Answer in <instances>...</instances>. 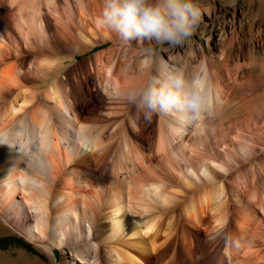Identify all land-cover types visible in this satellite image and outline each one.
Masks as SVG:
<instances>
[{
	"label": "bare ground",
	"instance_id": "obj_1",
	"mask_svg": "<svg viewBox=\"0 0 264 264\" xmlns=\"http://www.w3.org/2000/svg\"><path fill=\"white\" fill-rule=\"evenodd\" d=\"M103 4L0 0V136L15 145H0L5 218L62 249V264H264L254 241L264 195L228 186L242 180L236 156L248 149L240 134L230 137L228 119L262 112L264 93L234 106L225 75L206 58L196 65L170 50L156 57L154 41L123 42L98 23ZM237 56L242 45L238 54L221 50L227 62ZM247 72L228 76L250 92L264 85ZM176 75L182 98L201 94L202 108L152 113L129 99ZM105 117L113 121L102 125ZM233 202L251 218L238 229ZM6 257L16 262L0 251V264Z\"/></svg>",
	"mask_w": 264,
	"mask_h": 264
},
{
	"label": "rangeland",
	"instance_id": "obj_2",
	"mask_svg": "<svg viewBox=\"0 0 264 264\" xmlns=\"http://www.w3.org/2000/svg\"><path fill=\"white\" fill-rule=\"evenodd\" d=\"M202 17L195 33L189 37L179 49L168 44L156 45L152 51L156 57L163 56L167 59L165 51H173L175 55L179 53L184 57L183 61L194 58L195 64L203 63L205 58L212 70H221L226 77L227 90L231 98L234 97L233 105L237 106L244 101L254 98L264 93V85L259 86L254 92L247 90L246 85L241 78L238 81L230 79L228 73L253 74L257 79L264 78V0H198ZM62 13V12H60ZM52 18L57 21L62 19L60 24H65V19L55 13ZM214 35L220 39L219 44L216 40L211 41V47L205 53L202 49L207 48V39ZM221 36V37H219ZM243 46L244 58L239 61L238 56L232 61L227 62L221 57V50L226 51L227 55L239 53ZM112 46V43L103 44L95 47L89 52L80 55L76 61L80 62L88 56L94 55L102 49ZM195 51L194 55L192 52ZM179 64L172 62V65L184 66L185 63L179 61ZM243 67V68H242ZM264 111V106L262 107ZM262 111V112H263ZM162 112V111H159ZM257 111L255 116L245 115L242 118L228 119L230 137H237L238 141L247 146V153L239 152L236 161L241 163L242 177L237 184L235 179L228 183L229 188H256L262 191L264 195V113ZM159 119V118H158ZM214 119V115L207 114L206 121ZM111 118L105 117L100 122L102 125H108L112 122ZM157 122V127H158ZM210 124H214L211 122ZM111 125V124H110ZM216 133V132H214ZM219 139V138H218ZM212 142L215 140L212 138ZM225 147V146H224ZM229 147V146H228ZM230 149V148H229ZM236 163V162H234ZM153 166L160 169L158 161L153 162ZM235 184L233 185V183ZM232 218L235 229L239 228L244 222H250V216L247 212V206L242 205L239 212L235 210V203H232ZM0 208V227L7 232L0 235V251L8 254L16 262H9V258H4L3 264H62L64 251L55 248L52 252L47 247L48 241L31 240L27 237L23 227L17 222H9L5 218L6 214ZM263 216V211H261ZM239 219V220H238ZM263 236L254 238L256 248L264 252V228ZM103 237H100L99 241ZM22 258V259H21Z\"/></svg>",
	"mask_w": 264,
	"mask_h": 264
},
{
	"label": "clouds",
	"instance_id": "obj_3",
	"mask_svg": "<svg viewBox=\"0 0 264 264\" xmlns=\"http://www.w3.org/2000/svg\"><path fill=\"white\" fill-rule=\"evenodd\" d=\"M201 17L198 0H104L98 23L125 43L146 40L161 46H177L195 33ZM183 87V79L176 75L166 84L156 81L138 93H130L129 99L135 103L138 98L152 113L185 107L195 111L206 104V98L198 93L187 100L182 98ZM145 119L149 120L147 116ZM0 145L15 147L4 136H0Z\"/></svg>",
	"mask_w": 264,
	"mask_h": 264
}]
</instances>
